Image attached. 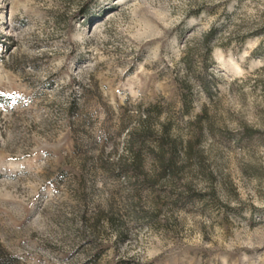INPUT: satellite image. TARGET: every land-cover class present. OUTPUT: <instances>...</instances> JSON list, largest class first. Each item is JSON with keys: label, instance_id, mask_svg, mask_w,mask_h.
<instances>
[{"label": "rangeland", "instance_id": "374dc122", "mask_svg": "<svg viewBox=\"0 0 264 264\" xmlns=\"http://www.w3.org/2000/svg\"><path fill=\"white\" fill-rule=\"evenodd\" d=\"M0 264H264V0H0Z\"/></svg>", "mask_w": 264, "mask_h": 264}, {"label": "trees", "instance_id": "16d2710c", "mask_svg": "<svg viewBox=\"0 0 264 264\" xmlns=\"http://www.w3.org/2000/svg\"><path fill=\"white\" fill-rule=\"evenodd\" d=\"M213 34V30H210L205 37L204 42H208L211 35ZM145 125L143 126L142 130L137 133V137H134L133 133L130 134V138L128 139V148L131 150L132 158L126 164H121V168L123 170H130L135 177L143 176L145 177L146 174L144 172V165L142 164V157H141V150L140 148L144 145L145 138L150 135L151 129L148 120H143ZM166 128L163 130V136L158 139V142L155 147L154 158L157 166L160 169V172L165 173L166 171H172L175 164H174V148L176 146L174 141H168L166 135ZM132 135V136H131ZM169 146L171 150L170 155L166 156V149L165 146ZM153 150H151L152 152ZM143 179V178H142Z\"/></svg>", "mask_w": 264, "mask_h": 264}]
</instances>
